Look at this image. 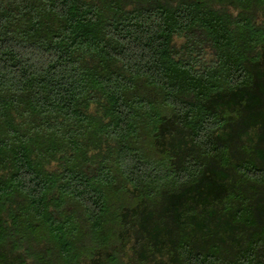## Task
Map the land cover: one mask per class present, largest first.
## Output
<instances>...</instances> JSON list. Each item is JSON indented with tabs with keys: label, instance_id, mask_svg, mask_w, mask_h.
<instances>
[{
	"label": "trees",
	"instance_id": "1",
	"mask_svg": "<svg viewBox=\"0 0 264 264\" xmlns=\"http://www.w3.org/2000/svg\"><path fill=\"white\" fill-rule=\"evenodd\" d=\"M153 263L264 264V0H0V264Z\"/></svg>",
	"mask_w": 264,
	"mask_h": 264
},
{
	"label": "rangeland",
	"instance_id": "2",
	"mask_svg": "<svg viewBox=\"0 0 264 264\" xmlns=\"http://www.w3.org/2000/svg\"><path fill=\"white\" fill-rule=\"evenodd\" d=\"M227 236H228L227 244L230 245V246L234 245L235 244V240L229 234ZM154 263H156V262H154Z\"/></svg>",
	"mask_w": 264,
	"mask_h": 264
}]
</instances>
